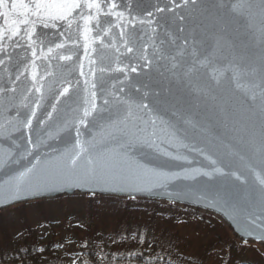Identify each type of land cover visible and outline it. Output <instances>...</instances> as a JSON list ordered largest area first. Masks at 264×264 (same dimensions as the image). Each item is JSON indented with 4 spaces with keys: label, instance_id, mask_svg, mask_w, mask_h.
<instances>
[{
    "label": "water",
    "instance_id": "1",
    "mask_svg": "<svg viewBox=\"0 0 264 264\" xmlns=\"http://www.w3.org/2000/svg\"><path fill=\"white\" fill-rule=\"evenodd\" d=\"M119 2L125 22L134 16L152 24L136 23L141 39L129 43L132 52L121 45V29L113 27L103 37L105 43L114 41L120 52L105 49L113 70L96 72L105 86L96 89L95 102L98 110H106L110 125L102 133L78 125V117L87 107L85 100L91 99V89L85 91L84 81L91 82L89 69L96 67L83 54L82 40L79 48L69 41L64 49H55L66 36H57V29L38 28V33L50 34L42 45L38 41L33 46L36 57L26 39L3 42L7 54L0 52L4 61L0 88L15 86L17 91L0 94V159L7 160L0 164V213L22 204L74 196L162 203L215 218L234 241L264 249V240L254 238L259 230L247 234L253 226L245 219L249 213L260 215L249 167L261 166L262 0H196L194 5H185L184 0ZM166 5L164 12L156 11ZM72 37H76L75 31ZM50 47L54 49L51 54ZM59 54H73V60L53 58ZM33 60L39 81L35 87ZM26 66L28 71H24ZM116 67L125 72L115 71ZM132 67L137 71L132 72ZM21 72L20 80L11 84L9 77L15 81ZM64 87H69V94L60 96ZM116 97L131 103V118L124 119L127 105L118 104ZM105 99L110 101L108 105ZM141 101L149 107H137ZM30 118L32 127H24ZM77 126L82 131L79 139L95 147L89 146V152L77 161L76 171L94 168L98 179L107 183H65L71 156L66 150L77 139ZM89 156L92 165L87 163ZM215 168L224 174L216 173ZM27 169L33 171L25 178V188L45 187L23 191L17 198V177ZM233 174L247 177V183L237 181ZM112 185L131 187L121 190Z\"/></svg>",
    "mask_w": 264,
    "mask_h": 264
},
{
    "label": "trees",
    "instance_id": "2",
    "mask_svg": "<svg viewBox=\"0 0 264 264\" xmlns=\"http://www.w3.org/2000/svg\"><path fill=\"white\" fill-rule=\"evenodd\" d=\"M70 200L55 202L49 219L41 212L40 224L34 227L19 207L22 227L17 234L9 230H15V220L0 215V264H68L71 255L64 254L62 245L78 252L84 264H264L255 258L244 262L245 247L216 219L203 214L172 205H164L168 213L159 214L150 209L161 206L157 203L144 204L148 209L143 212L136 201L95 203L89 197L74 199L85 203L71 208L66 203ZM190 226L212 235L201 243L199 256L191 254L189 236L178 237Z\"/></svg>",
    "mask_w": 264,
    "mask_h": 264
},
{
    "label": "snow or ice",
    "instance_id": "3",
    "mask_svg": "<svg viewBox=\"0 0 264 264\" xmlns=\"http://www.w3.org/2000/svg\"><path fill=\"white\" fill-rule=\"evenodd\" d=\"M189 3L194 5L196 0H184L185 5H188ZM121 6L122 5L119 0H0V52L7 54L6 49L3 47V42L5 40L13 41L15 38L19 37L28 41V47L32 48V56L36 57V49L33 46L37 45L38 41L39 44L42 45L44 43V37L50 34L45 31H40L38 33V28L41 30L57 29V36H66V39L55 44V49H64L69 41H71L73 47L79 48L81 47L79 42L82 40L83 54L88 57L89 64L96 67L89 69L92 76L91 82L89 80L84 81L86 86L85 91H88L89 88L91 89L89 92L91 99L85 100L87 107L83 108L82 115L78 117V125H82L84 130L96 128L102 133L103 130L110 125L107 123L108 117L104 115V111L106 110H98L95 102L97 96L96 89L98 87L103 89L105 86V82L102 78L97 79L96 72L99 71L103 74L113 70L111 67L112 61L108 56H106L104 51L105 49L114 48L117 53L120 52V49L116 47L114 41L105 43L103 37L109 36L113 27L121 29L119 33L121 45L126 48L128 52H132L133 48L129 47V43L134 39H141L140 34L136 30V23L141 25L145 23H148L149 25L152 24L151 20H137L134 16L125 22V12L119 10ZM124 7L127 6L124 5ZM167 7V5L164 8L157 7L156 11L164 12ZM262 8H264V0H262ZM147 14L148 16L153 15L151 11ZM180 19H184V17H180ZM180 30L183 31V28ZM73 31L76 33L75 38L72 37ZM95 44H99L100 47H92V45ZM16 46H19L18 42ZM53 51L54 49L51 47L48 49L49 54ZM53 58L60 61H72L73 54H59ZM115 62L117 65L121 63L119 56L116 57ZM3 64L4 61L0 60V65ZM80 68V74L83 76L84 72L82 70V64L80 65ZM24 71H28L27 66L24 68ZM115 71L123 73L125 72V69L116 67ZM131 71L135 72L137 69L132 67ZM260 71L262 81H264V66L261 67ZM23 74L24 72H21L19 75H16L15 81H12L11 77H9L10 83L15 85V82L19 81ZM37 77V66L35 64V60H33L31 64V79L33 87L39 83ZM5 91L16 92L17 89L15 86H12L11 88H0V94ZM36 91L39 92L40 87H36ZM121 91H123V89H121ZM137 91H139V89H137ZM68 94L69 87H64L59 93L60 96ZM25 99H27V97H25ZM252 99L255 100L256 97L253 96ZM116 100L118 104L127 105V111L124 119L127 120L131 118V103L127 100H121L119 97H116ZM109 103L110 101L108 99L104 100L105 105H108ZM24 106L27 107V105ZM36 107H39L38 103ZM137 107L147 109L149 105L141 101ZM53 111H55V107H53ZM117 111H119V108H117ZM260 112L262 117L261 146L259 150L261 166L259 169L251 166L249 167V171L252 173L256 188V199L260 208V215L257 216L255 213H249L245 219L250 226H253L252 231L247 234L252 235L253 232L259 230L256 232L254 238L264 240V89H262L261 92ZM31 115L32 117H35L36 113L33 111ZM109 115H111V113H109ZM48 118H52L51 113L48 114ZM151 123L155 125L156 120H151ZM24 127H32L31 118L24 123ZM75 131L77 139L72 148L66 150L71 152V156L68 160V172L65 183L69 185L107 183L106 181L98 179L94 168H89L84 172L76 171L77 161L84 156L85 153L89 152V146L95 147V145L90 141H81L79 139L82 135V131L79 126L75 128ZM93 139H95V137H93ZM29 143H32V141L29 140ZM33 147H35V145H33ZM173 159H180V157H173ZM5 163H7L6 159H0V164ZM37 163H39V161H37ZM87 163L89 165L94 163L91 156H89ZM212 163L215 164V161H212ZM32 171L33 169H27L25 172L20 173L19 177H17L18 183L15 191V196L17 198L23 191H39L41 187H45L34 186L25 188V178ZM214 171L216 173L224 174L219 168H215ZM200 174L208 176L211 175V173L208 172H201ZM235 179L241 183H247V177L242 178L239 175H235ZM112 187L123 190V188L131 186L112 185Z\"/></svg>",
    "mask_w": 264,
    "mask_h": 264
},
{
    "label": "rangeland",
    "instance_id": "4",
    "mask_svg": "<svg viewBox=\"0 0 264 264\" xmlns=\"http://www.w3.org/2000/svg\"><path fill=\"white\" fill-rule=\"evenodd\" d=\"M87 197H89L91 199H96L97 201H95V203H98V199H103V200L115 199V200H120V201L121 200L122 201H136L137 202L136 208L142 210L143 212L147 211V209H148V207L145 206L144 204H150V203L152 204V202H144V201H137V200H131V199H117V198H106V197H95V196H74V197H63V198H59V199L51 200V201H39V202H34V203H29V204H22V205L10 208L6 211H3L0 213V215L4 216L5 220H7V221L15 220V223H14L15 230L13 228H10L9 230H11L17 234V232H19L21 230V227H22L19 223V222H21V220L18 218V214L21 213V211L19 210V207H24V212H25L26 216L28 215L26 218L27 224L34 227V226H38L40 224L39 218H40L41 212L43 213V216L49 215V216H47V219L52 217V216H50L51 211H49V210H50V208H52V206L55 204V202L71 198V200L66 202V203L68 206L73 208V207H77L78 205L80 206L81 205L80 203H85L84 201L83 202H76L74 199L79 200V199H84ZM74 204H76L77 206L76 205L73 206ZM157 204H159L161 206L150 207V209L155 208L156 212H159V214H160V212H162V214H163V212L168 213L167 211H165L166 207L164 205H166V204H162V203H157ZM58 205H59V203H58ZM121 207H122V205L119 206V208H121ZM174 207H176V206H174ZM51 220H53V219H51ZM162 224H164V223H162ZM166 225H168V224H166ZM59 232L57 230V233H59ZM183 235H185L186 238L188 236L190 237V239L187 240L188 241L187 244H189V243L191 244L190 245L191 254L196 255V256L200 255V252L198 249L201 246V243H205L212 236L211 234H210V236H207V234L204 233L198 226L197 227H195V226L191 227L190 226L189 230H187V229L180 230L178 232L179 239H182ZM0 242H1V238H0ZM241 246H244L245 249L248 251L246 254V257L243 259L244 262H247L251 259L253 260L254 258H255V261L256 260H258L259 262H261V260H262V262L264 261V249L260 248L257 245H246L245 244V245H241ZM62 248H63L65 255H71V259H70V262H68V264H84V261L82 260L81 255L77 254L78 252H74L75 251L74 249H72L71 247H65L63 245H62ZM192 259H194V258H192Z\"/></svg>",
    "mask_w": 264,
    "mask_h": 264
}]
</instances>
